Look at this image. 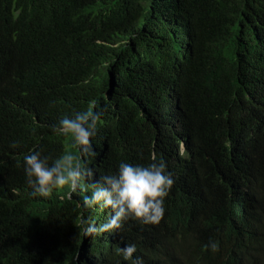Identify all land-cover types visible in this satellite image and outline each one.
<instances>
[{
    "label": "trees",
    "instance_id": "1",
    "mask_svg": "<svg viewBox=\"0 0 264 264\" xmlns=\"http://www.w3.org/2000/svg\"><path fill=\"white\" fill-rule=\"evenodd\" d=\"M97 107L84 156L54 128ZM30 151L94 180L163 161L164 218L88 235L112 214L83 207L91 181L36 197ZM130 243L145 264H264V0H0V264H130Z\"/></svg>",
    "mask_w": 264,
    "mask_h": 264
},
{
    "label": "clouds",
    "instance_id": "2",
    "mask_svg": "<svg viewBox=\"0 0 264 264\" xmlns=\"http://www.w3.org/2000/svg\"><path fill=\"white\" fill-rule=\"evenodd\" d=\"M102 116L103 109L99 107L74 112L71 117L60 118L54 131L70 137L84 156H92L95 153L91 138L96 135ZM153 160L146 166L121 161L115 172L94 180L93 170L72 153L65 152L49 163V157L40 151H30L23 157V171L32 189L31 194L43 198L66 185L74 192L78 188L83 190L82 182L90 180L92 191L83 196V207L95 210L98 206L100 209H110L112 213L99 225L91 219L84 222L86 233L93 235L116 233L122 223L130 219L145 225L160 223L164 218L165 199L171 191L173 179L163 161ZM207 247L217 251L219 242L210 239ZM121 252L123 259L130 261V264H145L141 256H134L137 252L134 243L127 244Z\"/></svg>",
    "mask_w": 264,
    "mask_h": 264
}]
</instances>
